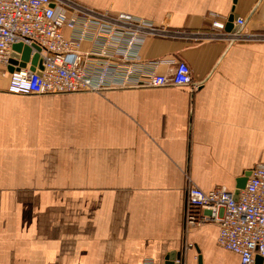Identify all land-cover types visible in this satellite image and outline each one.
<instances>
[{
  "label": "crops",
  "instance_id": "obj_1",
  "mask_svg": "<svg viewBox=\"0 0 264 264\" xmlns=\"http://www.w3.org/2000/svg\"><path fill=\"white\" fill-rule=\"evenodd\" d=\"M72 1L167 31L142 59L186 62L201 86L0 98V264H240L217 224L187 227L186 189L234 192L264 164V0ZM232 10L242 33L215 30ZM22 171L78 193L9 196Z\"/></svg>",
  "mask_w": 264,
  "mask_h": 264
},
{
  "label": "built area",
  "instance_id": "obj_2",
  "mask_svg": "<svg viewBox=\"0 0 264 264\" xmlns=\"http://www.w3.org/2000/svg\"><path fill=\"white\" fill-rule=\"evenodd\" d=\"M228 22L217 19L212 27L226 32ZM244 25V19H235L238 29L230 34H241ZM152 36L169 34L145 19L87 9L72 0H0V69L12 95L102 94L167 86L197 91L201 84L194 82L186 62L142 59L141 48ZM18 44L31 49L30 62L10 73ZM164 64L169 71L159 73ZM186 191L187 226L215 223L219 247L238 255L240 264H264V164L251 172L237 200L225 187L205 192L188 185Z\"/></svg>",
  "mask_w": 264,
  "mask_h": 264
},
{
  "label": "rangeland",
  "instance_id": "obj_3",
  "mask_svg": "<svg viewBox=\"0 0 264 264\" xmlns=\"http://www.w3.org/2000/svg\"><path fill=\"white\" fill-rule=\"evenodd\" d=\"M85 93V92H84ZM90 93V92H89ZM69 94H75V93H69ZM55 95H63V94H55ZM46 96V95H44ZM47 96H51V95H47ZM40 96L37 95H33V96H9V95H3L0 94V98H14V99H25V98H38ZM37 174H47V172H38V171H34L33 175H31V172H9V184H15V183H24V185H9L8 186V195H14V196H18L20 195H44L43 198L47 197V196H64V195H68V194H74V193H78V189L77 188H69V187H63V186H34L31 185L33 182L34 184L36 182H43V183H47V182H53L54 179L53 177H40V176H36ZM54 179V180H53ZM34 197L29 198L30 200H33ZM30 202H20L19 203V207L21 208V210L24 211H28L31 210L30 207ZM44 205V203L38 204L36 206H42ZM51 205H55L56 207L53 208L52 210L57 211L59 210L58 206H63V203H55V204H51ZM35 206V207H36ZM24 215H27V213H23ZM44 216H48L47 214H45ZM59 216V215H58ZM189 227V226H187Z\"/></svg>",
  "mask_w": 264,
  "mask_h": 264
},
{
  "label": "water",
  "instance_id": "obj_4",
  "mask_svg": "<svg viewBox=\"0 0 264 264\" xmlns=\"http://www.w3.org/2000/svg\"><path fill=\"white\" fill-rule=\"evenodd\" d=\"M237 3V0H234V5ZM235 9V6L233 10ZM232 10V14L229 17V22L227 24L226 30L227 31H237L238 27L233 26V22L235 20L234 16V11ZM13 54H12V60L10 61V66L8 67V71L10 73L15 71L16 67H26L27 63L30 62V54H31V49L29 47H23V45L18 44L13 47ZM19 53H22V56H19ZM32 67L31 69L34 71L36 66H38L39 63V55H35V57L32 59ZM251 175V172H247L246 176L242 178L241 180L238 181V187L234 191V198L237 200L239 198L240 191L245 188L249 176ZM179 255V254H178ZM178 256H173L167 259L166 264H175V260ZM180 259L181 255H179ZM201 260V259H199ZM201 263V262H200ZM261 264V263H260Z\"/></svg>",
  "mask_w": 264,
  "mask_h": 264
}]
</instances>
